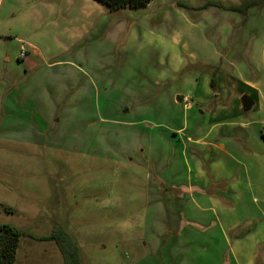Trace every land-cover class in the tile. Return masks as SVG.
<instances>
[{
  "label": "rangeland",
  "instance_id": "374dc122",
  "mask_svg": "<svg viewBox=\"0 0 264 264\" xmlns=\"http://www.w3.org/2000/svg\"><path fill=\"white\" fill-rule=\"evenodd\" d=\"M245 1L154 0L147 9L112 13L94 0H0V65L23 73L18 56L29 46L46 63L66 65L60 70L73 72L72 81L63 87L78 97L77 134H88L85 140L79 137L78 145H90L101 155L110 144L120 149L132 141L134 127L114 131L116 118L110 111L131 93L134 83L126 81L138 72L149 79L170 77L181 67L172 88L195 99L203 74L199 68L185 70L202 59L204 45H197V38L211 43L207 51L216 48L217 60L238 70L240 77L264 83V5L259 2L246 12L219 7ZM152 26L178 30L176 46L165 51L160 41L150 39L145 31ZM152 52L160 54V71L153 68ZM2 118L0 113V123ZM144 119L124 122L139 123L143 130ZM1 131L0 224L25 234L15 264H64L54 242L38 240L57 226L78 243L82 264H192L182 261L185 250L172 249L170 235L161 233L166 211L155 215L150 206L147 170L92 154L72 158L29 151L7 142ZM155 234L162 238L159 246ZM197 249L203 257L209 254Z\"/></svg>",
  "mask_w": 264,
  "mask_h": 264
},
{
  "label": "crops",
  "instance_id": "0c3cea01",
  "mask_svg": "<svg viewBox=\"0 0 264 264\" xmlns=\"http://www.w3.org/2000/svg\"><path fill=\"white\" fill-rule=\"evenodd\" d=\"M99 4L112 13L150 6L111 10ZM157 27L146 28L149 38L160 41L165 51L176 46L178 30ZM196 41L204 45L202 59L185 71L200 69L203 75L196 103L190 98L189 108L184 106L186 97L172 88L181 67L170 77L149 79V74L145 78L138 72L133 80H122L132 81L133 89L110 115L116 118L111 124L114 131L134 127L126 147L116 149L117 145L110 144L104 155H98V149L78 145L84 135H78L76 128L77 92L68 93L63 87L71 83L73 72L61 71L66 66L62 62L46 63L30 46L25 58L18 56L23 73L0 65V131L4 130L7 142L29 151H52L72 158L92 154L147 170L148 201L156 208L155 215L166 211L161 233L170 235L172 249L185 250L182 261L264 264V83L246 81L238 70L217 60L216 48L207 51L213 45L205 38ZM152 56L153 68L160 71V54L152 52ZM213 76L216 88L211 87ZM243 97L250 99L249 107L244 106ZM129 117L145 118L146 128L124 122ZM87 137L86 133L83 140ZM93 137L91 130L89 138ZM159 235L155 234L158 246ZM197 248L209 254L203 257Z\"/></svg>",
  "mask_w": 264,
  "mask_h": 264
},
{
  "label": "trees",
  "instance_id": "16d2710c",
  "mask_svg": "<svg viewBox=\"0 0 264 264\" xmlns=\"http://www.w3.org/2000/svg\"><path fill=\"white\" fill-rule=\"evenodd\" d=\"M108 6L111 10H120L124 8L140 9L148 6L153 0H95ZM259 2L264 5L262 0H246L242 6L223 7L230 11H247L250 7L258 6ZM180 5V4H179ZM214 5V4H211ZM181 7H183L181 5ZM211 87L216 88L215 77H212ZM264 139V128L261 131ZM1 207V206H0ZM5 211L13 213V209L4 208ZM25 234L18 228L9 224H0V264H15L19 250L20 240ZM39 241H52L58 247L64 264H82L80 248L78 243L65 231L62 226H57L51 235L39 238Z\"/></svg>",
  "mask_w": 264,
  "mask_h": 264
},
{
  "label": "built area",
  "instance_id": "2783aa9c",
  "mask_svg": "<svg viewBox=\"0 0 264 264\" xmlns=\"http://www.w3.org/2000/svg\"><path fill=\"white\" fill-rule=\"evenodd\" d=\"M27 56V50L26 49H22L21 50V53H20V58H25ZM184 106L186 108H189L191 106V103H190V98H185L184 99Z\"/></svg>",
  "mask_w": 264,
  "mask_h": 264
},
{
  "label": "water",
  "instance_id": "95a60500",
  "mask_svg": "<svg viewBox=\"0 0 264 264\" xmlns=\"http://www.w3.org/2000/svg\"><path fill=\"white\" fill-rule=\"evenodd\" d=\"M242 101H243V104H244L245 107H249L251 105V101L247 97H243Z\"/></svg>",
  "mask_w": 264,
  "mask_h": 264
}]
</instances>
